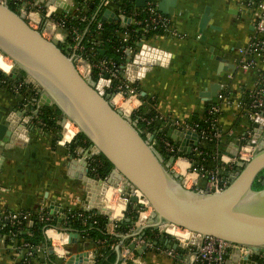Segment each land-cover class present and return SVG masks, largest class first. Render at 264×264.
Wrapping results in <instances>:
<instances>
[{
    "label": "water",
    "instance_id": "water-1",
    "mask_svg": "<svg viewBox=\"0 0 264 264\" xmlns=\"http://www.w3.org/2000/svg\"><path fill=\"white\" fill-rule=\"evenodd\" d=\"M38 5H56L69 9L72 0H34ZM146 0H137L138 5H144ZM178 0H160L159 9L169 15H174ZM211 8L208 6L201 17L199 33L206 39L204 31L211 19ZM37 23L42 18L30 15ZM215 28L218 26L211 25ZM0 52L9 56L15 63L11 73H3L17 81L31 84L38 97L34 98L38 109L34 116L25 113L17 117L9 115L5 122H0V152L13 144L16 138L26 140L29 129L37 124L41 107L55 106L61 112L60 124L64 119L74 122L79 132L84 134L91 145L88 148H79L84 157L76 159V154L71 156L68 173L81 179L85 184L86 211H96L102 215H109L110 210L103 204L102 198L109 188L118 185V179H123L118 191L130 195V201L137 203L139 198L132 193L137 189L147 199L153 208V213L148 223L139 230L138 234L145 235L146 229H158L165 224H174L192 232L187 241L173 242V237L161 233V240L166 241L168 249L181 248L183 253L196 246L200 236H213L219 240L248 246L256 255L264 254V188L253 189V184L258 176L261 178L264 170V113L252 123L254 131L253 143H259V151L237 173L235 180L223 191L215 193L199 192L187 189L180 178L169 171L175 161L171 158L165 164L163 159L154 151L149 141L139 132L129 118L121 111L115 109L110 102V95H105L104 90L95 86V82L83 77L76 65L61 48L59 44L50 40L38 29L29 25L25 17L15 11L7 3L0 0ZM105 50H100L103 54ZM169 54L161 49L145 45L139 53L128 55V78L135 82L145 77L146 72L153 65H164ZM219 70L227 69L228 59L218 56ZM226 66V67H224ZM233 67V66H230ZM109 85V80H102ZM220 84L214 83L209 91L201 95L212 98L218 95ZM151 108L149 110V113ZM16 112V111H15ZM27 130V131H26ZM161 131V130H159ZM27 132V133H25ZM26 134V135H25ZM185 152L191 147L186 139L191 137L194 143L196 135L184 134L176 130L172 134L175 142L181 141ZM227 146L226 151L234 155L238 152V142ZM186 145V146H185ZM104 155L113 165V170L107 179H98L89 174V160L96 155ZM87 157V158H86ZM5 157L0 154V169ZM53 212L63 211V207L51 205ZM59 219V224L63 220ZM131 222L130 218L123 220ZM72 241L80 238L79 233L71 234ZM156 241L155 244H157ZM131 249L137 245L132 243ZM146 245L138 250L140 254L146 250ZM117 259L114 264H119L121 259L120 245L116 247ZM52 253V249L50 248ZM88 253L73 255L67 264H95L96 254L91 259L85 258ZM240 264H257L248 256L243 258L238 255L229 256L226 264L231 260Z\"/></svg>",
    "mask_w": 264,
    "mask_h": 264
},
{
    "label": "built area",
    "instance_id": "built-area-1",
    "mask_svg": "<svg viewBox=\"0 0 264 264\" xmlns=\"http://www.w3.org/2000/svg\"><path fill=\"white\" fill-rule=\"evenodd\" d=\"M2 1L15 11H19L29 25L40 30L44 37L59 44L63 51L72 57L79 73L94 81L95 86L101 87L105 95H110L113 107L135 123L139 132L163 159L164 164L171 158H175L169 171L180 178L185 188L207 193L221 192L235 180L237 173L259 151V143H253L252 127L236 140L239 143L236 155L226 151L228 145L234 147L232 143L227 144L223 141V129L219 120L222 112L220 101L228 100V95L223 92L218 93L217 101L211 103L205 113L197 119L184 121L176 118H163L165 125L160 126L159 130L162 132L163 129H167L171 139L169 137L158 138L156 137L158 130L152 132L149 128L151 122L160 121L162 117L155 114L152 118H148L146 114L138 113L144 105V99L138 87L139 80L133 82L128 78V55L139 53L154 38L185 39L188 36L186 32L179 29L172 15L159 9L160 0H146L142 6L138 5L137 0H72L67 10L56 5L46 6L44 3L37 5L34 0ZM244 5L252 11L254 18V29L250 41L240 49L246 56V59L241 61V67L248 71L255 68L256 57L264 61V0H244ZM30 15L41 17V22H35ZM72 21H77L78 25H74ZM112 23L114 28L109 30L105 24ZM100 50H105V52L101 54ZM112 51L118 55V58L113 55ZM0 56L10 65L9 71L1 67L0 71L11 73L15 67L14 61L1 52ZM81 63L86 65V74L79 70ZM102 80H109L110 84H104ZM22 82L25 83V81ZM247 92L245 98L247 97L249 102L243 99V105L245 113L253 123L264 113V69L259 75L255 88ZM63 121L60 142L71 143L78 135L79 128L73 132L70 139L65 141V132L77 125L69 119ZM176 130H181L184 134L194 133L196 135L197 143H194L190 137L186 139L191 147L189 152H185L182 147L185 137L179 142H175L172 138ZM190 152L193 153V157L182 154ZM179 163L186 166L182 167ZM117 181L119 183L114 185L113 193L118 191L123 179L120 178ZM111 188L112 186L102 198L104 206L110 210V214L106 216L109 219L108 225L112 221L114 231L109 233L130 238L129 243L124 241L116 246H123L121 256L124 263L133 262L138 259V256L130 245L132 243L137 247L148 245L147 235H137V233L148 223L153 209L144 195L136 189L132 195H137L139 198L136 203L140 205L138 219L134 221L128 234L118 233L116 231L118 223L125 219L127 207L131 201L130 195L119 192V198L124 201L125 207L119 215L114 216L111 208L107 207L105 198ZM86 207L87 203L82 209L86 211ZM36 211L40 221L45 224V243L24 241L18 244L15 239L17 234L14 226H20L19 224L23 222L28 227L33 226L35 213L31 210L8 211L1 214L0 225L3 228L8 224L11 226L5 234H0L2 242L7 249L14 251L16 264H51L48 259L49 255H53L56 264H67V261L74 255L70 248L73 244L71 234L76 232L82 236L80 231L66 226L67 214L72 212V208L67 211L63 207L62 212L54 213L50 206H39ZM62 216L64 218L59 224ZM91 217L88 216V219ZM18 229L22 231L25 228L20 226ZM157 230L158 233L164 232L178 242L187 241L192 236V232L174 224L161 225ZM11 239L15 241L10 243ZM197 242H199L198 249L187 264H226L227 259L232 255H238L241 258L248 256L257 264H264V254L256 255L245 245L225 242L213 236H200ZM167 253L171 255L172 251L169 250ZM237 264L240 263L237 261Z\"/></svg>",
    "mask_w": 264,
    "mask_h": 264
},
{
    "label": "crops",
    "instance_id": "crops-1",
    "mask_svg": "<svg viewBox=\"0 0 264 264\" xmlns=\"http://www.w3.org/2000/svg\"><path fill=\"white\" fill-rule=\"evenodd\" d=\"M208 6L212 15L204 31L206 39H202L199 24ZM173 19L188 36L185 39L161 37L150 40L149 45L166 51L169 56H165L166 66L153 65L138 81L144 104L149 101L151 110L162 117V120L156 121L161 127L165 125L163 118L186 121L194 116L201 117L207 107L217 101V96L209 98L201 93L218 83V92L228 95V100L220 101L222 112L219 120L223 141L227 144L236 142L238 137L251 129L252 122L245 113L243 98L248 90L255 88L264 69V61L259 57L255 58V68L246 71L241 67V61L246 56L240 49L249 43L254 29L252 11L245 7L244 0H178ZM218 56L228 59L227 69L219 70ZM6 77L8 79L0 81V122H5L10 114L19 117L25 113L22 115L24 118L35 116L38 109L34 102L36 89L32 85L24 88L26 82ZM60 119L61 115L56 118V127L45 126L40 121V125L25 134L26 140L16 138L13 144L0 152L5 157L0 169L1 211L32 210L54 204L82 209L85 205L84 182L68 173L69 161L74 153L70 149L72 142H60ZM75 151L76 157L73 158L85 156L79 152V148ZM111 194L114 201H119V191L113 193L111 190ZM108 198L107 207L111 208L114 216L119 215L120 211L116 212V205ZM107 230L114 231L112 221ZM160 234L147 235L149 241L146 250L140 254L138 250L142 246H138L134 250L138 259L130 264H187L198 249L199 242L184 253L179 247L168 249ZM127 238L122 236L119 243ZM173 242L178 241L173 239ZM70 248L74 255L88 253L85 258L91 259L93 254L97 255V244L90 238L80 236ZM120 248L122 252L123 246ZM169 250L172 251L171 255L167 253ZM16 260L14 251L7 249L0 237V264H16ZM119 264L128 262L124 263L121 256ZM231 264H237V261L232 259Z\"/></svg>",
    "mask_w": 264,
    "mask_h": 264
},
{
    "label": "trees",
    "instance_id": "trees-1",
    "mask_svg": "<svg viewBox=\"0 0 264 264\" xmlns=\"http://www.w3.org/2000/svg\"><path fill=\"white\" fill-rule=\"evenodd\" d=\"M74 25H78L77 21H72ZM109 28V30H112L114 28V24H105ZM113 55L118 58V55L112 51ZM116 54V55H115ZM96 78V77H95ZM5 79H8L7 77L5 78L4 74L0 71V81H3ZM28 85L31 86V84H26L24 88H28ZM33 92V91H32ZM248 93V92H247ZM246 93V94H247ZM36 97L39 96V94L35 93ZM245 94V95H246ZM245 100H248V98H243ZM146 100V99H145ZM250 104V103H249ZM54 107V109L52 108ZM52 107H42L40 109L37 120V124L40 125V121L43 123L45 126H52L56 127V118L61 115V112L59 109H57L55 106ZM150 103L149 101L145 103L141 108L139 109L138 113L146 116L148 118H152L154 116V110H150ZM199 117L194 116L191 119H197ZM149 128L152 132H154L156 129L158 132L156 133V137L158 138H163V137H169L171 139V135L167 129H163V131H159L160 126L157 124L156 121H153L150 123ZM91 145L90 141L88 138L82 134L78 133V135L74 138L70 149L71 152L76 154V148H88ZM75 151V152H74ZM184 155L193 157V153H182ZM89 165H90V171L89 174L91 176H94L98 179H105L107 176L111 173L113 170V165L112 163L102 154L96 155L90 158L89 160ZM263 174V177L261 178L258 176L253 184V189L255 190H260L264 188V170L261 172ZM140 205L130 202L127 211L125 213V217L130 218L131 222H126V221H120L118 223V227L116 228V231L118 233H123V234H128L132 228V225L135 220L138 219L139 209ZM70 208H65V210L68 211ZM26 210H31V209H26ZM33 213H35V221L33 226L28 227L26 224L23 222L19 224L21 227L25 228L22 231L18 229L20 226H14V231L16 232L15 239L18 242V244H22L24 241H30L33 243H45V238H44V227L45 224L40 221L39 219V214H36V209L31 210ZM8 212V211H6ZM3 213V211L0 210V216ZM75 213V214H74ZM83 213V215H81ZM74 214V215H72ZM68 218H67V223L66 226L70 227L71 229L80 231L83 237L90 238L92 239L96 244H97V255H96V262L95 264H114L116 259H117V252L115 250V246L121 241L122 237L117 236V235H112L108 232V223L109 219L106 215L99 214L96 211H84L83 209H78L74 208L72 209V212H68ZM88 216H92L91 218L88 219ZM92 224V225H91ZM9 224L6 225L4 228L0 225V234H5L9 230ZM153 233H158L157 229H146L145 234L146 235H153ZM15 241L14 239L10 240V243ZM100 241H103L102 243ZM127 243L130 242V238H127L125 240ZM113 244L115 246H113ZM48 259L50 260L51 264H56L54 262V257L53 255H49ZM130 264V262L128 263Z\"/></svg>",
    "mask_w": 264,
    "mask_h": 264
},
{
    "label": "bare ground",
    "instance_id": "bare-ground-1",
    "mask_svg": "<svg viewBox=\"0 0 264 264\" xmlns=\"http://www.w3.org/2000/svg\"><path fill=\"white\" fill-rule=\"evenodd\" d=\"M36 22V21H35ZM6 62H8V61H6L5 59H2L1 58V56H0V67L2 68V69H4L5 71H9V69H10V65L8 64V63H6ZM79 70H80V72H82L83 74H86V65L85 64H83V63H81L80 65H79ZM77 126H75V127H72V128H69L66 132H65V138H64V140H68V139H70L71 138V136H72V134H73V132L74 131H76L77 130ZM180 164V163H179ZM180 166H182V167H185L186 165L185 164H180ZM113 177H115V179L116 180H119L115 175L113 176ZM113 189H115V186H112V188H111V190H113ZM111 190H110V192H111ZM109 192V193H110ZM108 196H110L109 198H108ZM108 196L106 197V198H108L109 199V201L111 202V201H113V202H111L112 204H114V205H116L115 207L117 208L116 209V212L118 211H121V209L124 207V201L123 200H120L119 199V201L118 200H116V201H114L115 199H114V197H113V195L111 194V195H109L108 194ZM113 213V212H112ZM120 213V212H119Z\"/></svg>",
    "mask_w": 264,
    "mask_h": 264
},
{
    "label": "flooded vegetation",
    "instance_id": "flooded-vegetation-1",
    "mask_svg": "<svg viewBox=\"0 0 264 264\" xmlns=\"http://www.w3.org/2000/svg\"><path fill=\"white\" fill-rule=\"evenodd\" d=\"M62 48V47H61Z\"/></svg>",
    "mask_w": 264,
    "mask_h": 264
},
{
    "label": "rangeland",
    "instance_id": "rangeland-1",
    "mask_svg": "<svg viewBox=\"0 0 264 264\" xmlns=\"http://www.w3.org/2000/svg\"><path fill=\"white\" fill-rule=\"evenodd\" d=\"M153 209V208H152Z\"/></svg>",
    "mask_w": 264,
    "mask_h": 264
}]
</instances>
